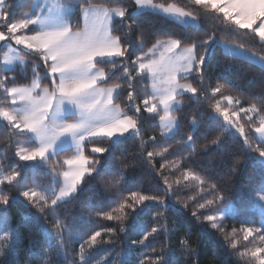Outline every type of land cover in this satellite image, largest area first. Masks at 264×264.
I'll list each match as a JSON object with an SVG mask.
<instances>
[{"label":"snow or ice","instance_id":"snow-or-ice-1","mask_svg":"<svg viewBox=\"0 0 264 264\" xmlns=\"http://www.w3.org/2000/svg\"><path fill=\"white\" fill-rule=\"evenodd\" d=\"M18 3L26 10L17 15ZM189 3L193 7L176 0H130L127 4L124 0L103 4L0 0V129L7 132L9 141L0 155V264H107L108 259L112 264H180L181 260L201 264L209 254L207 244L217 246V233L223 237L218 247L229 259L236 254L244 264H264V96L252 97L245 107L240 98L224 94L236 64L227 65L228 74H221L214 87L210 77L207 83L205 80L217 50L226 59L258 67L264 74V47L257 52L255 46L235 39L251 35L264 46V0ZM147 15L159 16L182 32H163L145 50L143 34L136 41L132 36ZM208 18L217 22L211 33L201 23ZM217 32L229 39H217ZM29 57H33L31 62ZM100 65L110 67L106 70ZM113 77L117 82L109 83ZM19 79L27 83L19 84ZM138 83L145 93L142 99ZM125 91V99L118 103ZM184 98L200 105L195 111L201 113L187 121L186 137L180 133L182 115H177L185 108ZM205 103L210 111L202 110ZM146 120L160 129L162 140L180 135L177 148L173 150L169 144L146 150L149 143H158L155 135L143 138ZM212 126L220 135L205 144L203 152L228 140L242 141L243 160L236 165L259 171L257 184L240 189L253 198L258 221L238 212L234 201L242 197L225 196L210 174L184 168L196 154V141L206 139ZM130 139L139 141L141 162L129 163L137 157L125 156L123 168H119L113 151ZM16 141L14 153H8ZM88 144L93 145L90 155H86ZM179 149L187 152L177 155ZM65 151L72 155L57 159ZM168 155L176 159L169 161ZM157 158L164 161L159 169L154 163ZM137 167H147L160 177L156 193L127 188L128 172ZM38 170L50 177L47 186L36 182ZM30 172L31 186L27 183ZM104 175L114 177L106 181V190L114 193L109 197L112 206L105 211L101 195L95 204L91 198L85 200L83 210L89 214V223L100 219L116 226H98L84 238L69 229L59 211L73 200L79 202L91 180ZM5 187H15L18 194ZM181 191L192 194L173 201ZM20 198L39 215L25 216L23 223L13 224L9 207ZM157 208L149 228L141 218ZM170 210L177 215L171 223ZM227 220L234 225L230 231ZM178 232H183L178 238L179 255L171 243ZM37 233L43 234L42 242L36 239ZM194 234L199 237L195 246L191 243ZM161 236L164 243L158 250L152 245ZM121 237L125 238L123 247L116 252L115 241ZM25 239L21 262L19 249ZM76 243L78 251L73 247ZM100 249H105V255L96 259ZM209 264L225 261L213 250Z\"/></svg>","mask_w":264,"mask_h":264},{"label":"trees","instance_id":"trees-1","mask_svg":"<svg viewBox=\"0 0 264 264\" xmlns=\"http://www.w3.org/2000/svg\"><path fill=\"white\" fill-rule=\"evenodd\" d=\"M186 1V3H185ZM92 3H114L115 0H91ZM124 2L127 4L130 2V0H124ZM165 2H168V0H165ZM176 2L180 5H183L185 7L191 8L193 7L190 3H187L189 1L187 0H176ZM26 10L23 9L20 4H17L16 12L17 15L20 13V11ZM15 18V17H14ZM210 19H202L201 23L203 27L211 33L212 31H216V23H210ZM121 31H123L121 29ZM163 32H174L175 34L179 35L182 32V29L178 27H173L168 23H165L159 16L156 15H147L143 16L140 21V28L137 29L132 36V40L136 41L137 36H140L141 33L144 37L145 42V50H147L148 47H151L153 43H155V39L158 35H161ZM217 37H221L224 39H229L228 36L222 35L220 32H217ZM227 37V38H226ZM245 39L243 43L247 46H255V50L257 52H260L262 50V47L257 43V39L251 35H243L238 36V38ZM201 38L202 34H201ZM240 40V39H239ZM239 42H242L241 40ZM33 57H29V61ZM229 64H236V67L233 69V74L231 76V83L227 84L225 95H232L234 97H238L241 99L243 106L247 107L249 103L252 102V97L254 96H264V74H261L258 67H254L251 65L245 64H239L238 62L232 61L231 59H226L222 55L219 54V50H217V56L212 61V67L208 69V71L205 73V80L206 83L208 82L209 77L211 78V86H215L217 83L218 78L221 76V74L227 75L226 72L227 65ZM101 67H104L106 70L110 67V65H100ZM17 72H19V69H17ZM11 75V73H9ZM117 82L116 78L113 77L112 80L109 81V83H115ZM221 83H226L224 80H220ZM19 84H25L27 81L23 79L18 80ZM137 92L139 95V98L142 99L144 96V91L142 90L140 84H137ZM126 97V91L125 93L117 100L118 103L122 102ZM185 99V108L182 110V113H178L177 115H182V119L180 121V133L186 137L189 131L187 121H189L192 116L195 114L197 117L201 114L200 112H196L195 110L200 107V105H197L196 103ZM226 103V102H225ZM190 105V106H189ZM202 110H208L207 104H203ZM147 114H145L146 116ZM152 121L146 120L142 126V132H143V138L147 139L149 136L155 135L157 136L158 143L156 145H153L152 143H149L146 146V150H152L153 147H162L167 146L171 144L173 146V150L177 148L176 146V140L180 139V135H177L174 140H162L160 139V129L158 127L153 128L151 127ZM208 133V136L206 139H199L196 141V154L191 157L189 162H186L184 164V168L192 169L196 172H199L202 175L208 176L210 174V178L214 179L216 183L218 184V187L221 191L225 194L227 197H232L233 195H237L242 197L241 199H237L234 201V204L237 208V211L242 214H247L253 218L254 221L259 220V214L257 211L253 210L252 208V200L253 198L247 194L240 193V189L249 183L257 184L260 180V174L258 170H254L252 167L243 168L239 165H236L237 160H243L242 153V141H232L228 140L225 142L224 145H221L219 148H214L211 151H208L207 153L203 152V147L205 144H208L211 139H214L217 135H220L218 131L214 129ZM7 132L3 129H0V155H3L5 153L6 146L8 145L9 141L7 139ZM16 142L12 143V146L10 149H8V153H14ZM92 144H88L86 146V155H90V148L92 147ZM98 146H103L102 144H98ZM187 152V149H179L177 152V155L183 154ZM71 154V151H65L61 152L60 156L57 157V159H62L65 156H68ZM99 156L100 154H96ZM140 155L139 151V141L135 139H130L127 141L126 144L121 145L119 147H116L113 151V156L115 157V164L119 168H123V163L121 161L124 160L125 156L132 157L136 156L137 159L135 161H127L129 163H135L137 165L140 164V160L138 159ZM169 161H173L176 159V156L168 155L166 157ZM164 161L160 158H157L154 163L156 165V169H159V166ZM143 163L147 165V160H144ZM236 165V170L234 172L231 171L233 166ZM176 175H179L177 173ZM129 184L127 185V188L130 190H136L138 188H143V191L145 193H156V182L160 181V177L155 176L154 171L151 169L145 167L144 169H140L137 167L135 172L129 171ZM155 177V179H153ZM33 178V174L29 173V179L27 181L28 185L31 186V181ZM34 178L36 182L42 183L41 185L44 186L47 184L49 177L44 174L43 170H38L34 174ZM114 179L113 175H104L103 177H96L95 179L91 180L90 186L85 188V191L82 192L78 198L79 202L77 200H73L71 203L64 205L61 207L59 211V218L63 220L65 223H67L70 230L74 232H78L81 235L84 236V238H87L85 234L90 233L91 231H94L97 229L98 226H116L114 222L104 221L100 219H94L91 223H89L88 220V212L84 211V201L88 198H91V202L93 204L97 203L98 198L102 195L103 197V204H104V210L107 211L112 205L109 203V197H111L114 193L111 190H106L107 184L106 181H112ZM174 180L175 177H172ZM193 184L195 182H192ZM161 187H163V184L161 182ZM195 189L193 188V191ZM5 191H9L12 194L16 195L18 194V189L15 187L9 188L5 187ZM128 191L124 190L123 195H127ZM162 194V193H159ZM191 192H185L181 191L178 192L176 196H173L172 199L175 201L178 197L182 199H186L187 195H191ZM115 195H120V193H115ZM160 209H153L152 211L148 212L145 216L141 218V222L147 223L149 228L152 226V216L155 215L157 211ZM191 207L187 209V213L190 215L191 213ZM9 214L12 220L13 224L17 223H23V217L25 216H32V215H39L36 212V209L31 208L30 206H27L25 203L22 202V198H20V201H14L12 202L11 206L9 207ZM177 219V215L174 211L168 212V221L171 223L172 221ZM227 228L229 231L234 226L233 222L231 220L226 221ZM29 226H31L29 224ZM235 227L239 228L240 225L237 223ZM131 235V233H129ZM183 235V232H178L174 235L171 243L175 245L176 253L179 255L180 247L178 243V238ZM136 239H139L138 236L134 237ZM36 239L43 240V234L37 233ZM124 237H121L120 239H117L115 241V249L116 252H120L121 248L123 247L122 240H124ZM199 237L197 235H193L191 237V243L193 246H195L197 240ZM207 239V238H206ZM215 242L217 246H213V243H208V256H205L201 260V264H209V261L211 260V252L215 250L218 253L219 259L225 261V264H244L243 260H240L236 254H233L231 258L229 259L227 253L224 252V249L218 247V244L223 243V237L220 236L218 233L215 234ZM130 243V241H128ZM164 243L163 237H157L156 243L153 244V247H156L158 250L161 247V245ZM27 247V240H23V243L20 245V260L21 262L24 261L25 258V248ZM74 250H79V243H76L74 246ZM137 252L140 251L139 248L136 249ZM105 255V249H100L95 254V258L99 259L101 256ZM107 264H112V260L108 259ZM180 264H193V261L191 260H181Z\"/></svg>","mask_w":264,"mask_h":264},{"label":"rangeland","instance_id":"rangeland-1","mask_svg":"<svg viewBox=\"0 0 264 264\" xmlns=\"http://www.w3.org/2000/svg\"><path fill=\"white\" fill-rule=\"evenodd\" d=\"M187 1H189V0H187ZM185 3H186V1H185ZM187 3H189V2H187ZM100 4H103V3H100ZM208 19H210V20H209V22H210L211 24H212L213 22H214V23H216V28H217V22H216V21H214V20H213V19H211V18H208ZM220 33H221V32H220ZM221 34H222V33H221ZM222 35H224V34H222ZM226 38H227V37H226ZM217 39H224V38L217 37ZM235 39H236V40H238V41H240V40H241L242 42H244V41H245V39H243V40H242V38H240V37H239V38H238V37H236ZM239 39H240V40H239ZM182 82H183V81H182ZM70 155H72V152H71V154H70ZM70 155H68V156H70ZM49 180H50V177H49ZM49 180H48L47 184H46V185H44V186H47V185H48V183H49ZM37 183H38V182H37ZM38 184H39V185H41L42 183H38Z\"/></svg>","mask_w":264,"mask_h":264}]
</instances>
